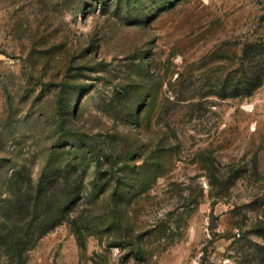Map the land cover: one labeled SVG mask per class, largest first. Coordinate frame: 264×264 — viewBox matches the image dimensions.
Segmentation results:
<instances>
[{
    "label": "rangeland",
    "instance_id": "rangeland-1",
    "mask_svg": "<svg viewBox=\"0 0 264 264\" xmlns=\"http://www.w3.org/2000/svg\"><path fill=\"white\" fill-rule=\"evenodd\" d=\"M75 134L102 166L26 264H264V0H0V187Z\"/></svg>",
    "mask_w": 264,
    "mask_h": 264
},
{
    "label": "trees",
    "instance_id": "trees-1",
    "mask_svg": "<svg viewBox=\"0 0 264 264\" xmlns=\"http://www.w3.org/2000/svg\"><path fill=\"white\" fill-rule=\"evenodd\" d=\"M256 48L254 54H261L262 46L257 45ZM255 73L251 80L259 79V72ZM252 90L254 88L249 87V91ZM67 103L68 97L61 98L62 107L66 108ZM69 133L72 131L64 132ZM75 136L77 145L71 147L78 154L80 162L63 164L50 157L37 182L33 180L32 172L23 166L16 170L9 181L2 183L0 188L4 186L8 191L0 190V252L6 254L7 264H26V254L38 239L62 224L68 213L77 206L83 189V181L78 178L79 174L83 178L90 168L87 159L96 158L97 165L102 166L100 155L87 137ZM108 172V169L102 171L103 175ZM75 233L79 243L83 244L82 231L77 228Z\"/></svg>",
    "mask_w": 264,
    "mask_h": 264
},
{
    "label": "water",
    "instance_id": "water-1",
    "mask_svg": "<svg viewBox=\"0 0 264 264\" xmlns=\"http://www.w3.org/2000/svg\"><path fill=\"white\" fill-rule=\"evenodd\" d=\"M215 227H217V224L215 222V219H213L211 224L209 225V229H214Z\"/></svg>",
    "mask_w": 264,
    "mask_h": 264
}]
</instances>
